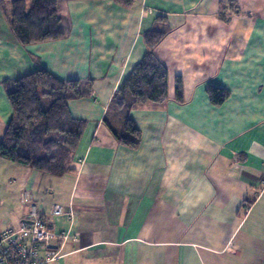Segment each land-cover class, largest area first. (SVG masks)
I'll list each match as a JSON object with an SVG mask.
<instances>
[{
  "label": "crops",
  "instance_id": "0c3cea01",
  "mask_svg": "<svg viewBox=\"0 0 264 264\" xmlns=\"http://www.w3.org/2000/svg\"><path fill=\"white\" fill-rule=\"evenodd\" d=\"M64 5L67 37L28 47L0 9L1 130L13 116L6 80L41 67L93 80L92 97L69 102L86 122L71 173L55 178L0 159V234L19 228L29 191L56 235L51 264H264V0ZM159 17L170 29L156 48L169 97L129 112L141 133L133 149L103 121ZM210 85L228 92L222 105L211 102ZM55 205L64 216H52Z\"/></svg>",
  "mask_w": 264,
  "mask_h": 264
},
{
  "label": "trees",
  "instance_id": "16d2710c",
  "mask_svg": "<svg viewBox=\"0 0 264 264\" xmlns=\"http://www.w3.org/2000/svg\"><path fill=\"white\" fill-rule=\"evenodd\" d=\"M65 1L0 0V9L17 41L28 47L67 37L70 19ZM112 1L132 9L139 0ZM169 31L167 18L159 17L155 28L144 34L146 54L115 92L106 112L103 123L120 144L129 148L139 146L141 134L129 112L146 103L162 105L168 100L169 71L156 48ZM3 85L13 116L0 141V159L55 178L71 173L86 122L72 117L69 102L92 97L93 80H62L41 67ZM207 92L217 106L229 96L212 85ZM175 101L184 103L181 78L176 80ZM250 206L251 202L245 201L242 208L248 210Z\"/></svg>",
  "mask_w": 264,
  "mask_h": 264
},
{
  "label": "built area",
  "instance_id": "2783aa9c",
  "mask_svg": "<svg viewBox=\"0 0 264 264\" xmlns=\"http://www.w3.org/2000/svg\"><path fill=\"white\" fill-rule=\"evenodd\" d=\"M20 201L27 213L19 231L9 230L0 235V264L53 263L59 259L53 248L56 235L40 215L32 193L22 192ZM51 214L59 218L65 215V210L55 205Z\"/></svg>",
  "mask_w": 264,
  "mask_h": 264
},
{
  "label": "rangeland",
  "instance_id": "374dc122",
  "mask_svg": "<svg viewBox=\"0 0 264 264\" xmlns=\"http://www.w3.org/2000/svg\"><path fill=\"white\" fill-rule=\"evenodd\" d=\"M0 127H1V125H0ZM4 129L3 130H1L0 129V141H1V139H2V137H3V135H4V133H5V131H6V128H7V126L6 127H3ZM264 194V182H263V187H262V189H261V191H260V194L258 195V197H260L261 195H263ZM34 198V197H33ZM21 202V201H20ZM34 202H35V200H34ZM7 203V202H6ZM5 203V204H6ZM14 204V203H13ZM22 205V204H21ZM23 206V205H22ZM25 218V217H24ZM24 218H23V220L21 221V223H20V226H19V228L18 229H16L17 231H19L20 230V228H21V226H22V223H23V221H24ZM3 227H5V226H3ZM16 230H13V231H16ZM11 231V230H10ZM3 234V233H2ZM1 235V234H0ZM57 261V260H56ZM55 262V261H54Z\"/></svg>",
  "mask_w": 264,
  "mask_h": 264
}]
</instances>
